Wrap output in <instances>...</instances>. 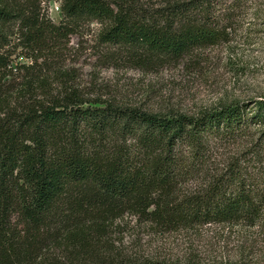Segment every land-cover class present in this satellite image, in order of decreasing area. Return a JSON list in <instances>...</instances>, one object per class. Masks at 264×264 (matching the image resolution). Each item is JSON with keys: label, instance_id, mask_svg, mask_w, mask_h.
<instances>
[{"label": "trees", "instance_id": "16d2710c", "mask_svg": "<svg viewBox=\"0 0 264 264\" xmlns=\"http://www.w3.org/2000/svg\"><path fill=\"white\" fill-rule=\"evenodd\" d=\"M38 1L0 0V264H240L164 241L264 220V100L150 110L55 61L92 21L106 60L177 63L225 39L218 0H60L57 23Z\"/></svg>", "mask_w": 264, "mask_h": 264}, {"label": "rangeland", "instance_id": "374dc122", "mask_svg": "<svg viewBox=\"0 0 264 264\" xmlns=\"http://www.w3.org/2000/svg\"><path fill=\"white\" fill-rule=\"evenodd\" d=\"M38 2L40 11L52 22L61 19L60 0ZM211 14L218 25L224 26L225 39L156 70L144 72L106 60L103 53L107 48L97 42L98 24L92 21L81 23L77 32L69 35L55 61L70 69L75 76L73 83L86 94L102 93L150 110L172 108L194 113L224 102L248 105L264 100V0H218ZM14 43L16 39L11 35L6 47H14ZM19 51L20 46L15 47L11 56L14 62L24 60ZM172 236L164 241L172 255H182L192 248L204 259L264 264V220L251 227L209 226L196 235ZM137 237L141 247L148 248V235L142 232ZM158 243L153 241L150 248Z\"/></svg>", "mask_w": 264, "mask_h": 264}]
</instances>
